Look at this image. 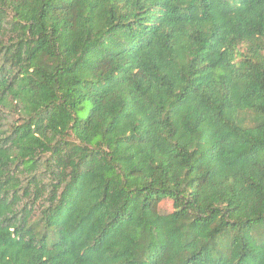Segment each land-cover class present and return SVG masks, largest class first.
<instances>
[{
	"label": "trees",
	"instance_id": "1",
	"mask_svg": "<svg viewBox=\"0 0 264 264\" xmlns=\"http://www.w3.org/2000/svg\"><path fill=\"white\" fill-rule=\"evenodd\" d=\"M0 264H264V0H0Z\"/></svg>",
	"mask_w": 264,
	"mask_h": 264
},
{
	"label": "rangeland",
	"instance_id": "2",
	"mask_svg": "<svg viewBox=\"0 0 264 264\" xmlns=\"http://www.w3.org/2000/svg\"><path fill=\"white\" fill-rule=\"evenodd\" d=\"M159 207L163 214L170 215L172 213V206L170 202H168V199H162L160 201Z\"/></svg>",
	"mask_w": 264,
	"mask_h": 264
}]
</instances>
